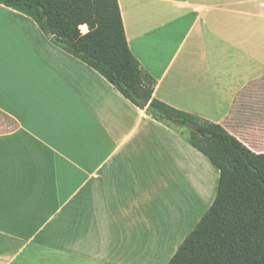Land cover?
I'll use <instances>...</instances> for the list:
<instances>
[{"label":"crops","instance_id":"crops-1","mask_svg":"<svg viewBox=\"0 0 264 264\" xmlns=\"http://www.w3.org/2000/svg\"><path fill=\"white\" fill-rule=\"evenodd\" d=\"M118 1L154 98L264 154V0ZM189 136L0 4V264H137Z\"/></svg>","mask_w":264,"mask_h":264},{"label":"trees","instance_id":"trees-1","mask_svg":"<svg viewBox=\"0 0 264 264\" xmlns=\"http://www.w3.org/2000/svg\"><path fill=\"white\" fill-rule=\"evenodd\" d=\"M0 4L32 18L55 43L155 119L189 128V143L219 171L213 205L169 264H264V154L253 152L222 125L154 98L157 82L131 52L118 0Z\"/></svg>","mask_w":264,"mask_h":264},{"label":"rangeland","instance_id":"rangeland-1","mask_svg":"<svg viewBox=\"0 0 264 264\" xmlns=\"http://www.w3.org/2000/svg\"><path fill=\"white\" fill-rule=\"evenodd\" d=\"M88 32V27H84L83 34ZM181 128L187 133L190 131L187 127ZM197 155L202 162H195L192 166L196 170L186 173L184 192L181 189L180 195L171 192L155 204L151 229L146 233L139 231L137 264H169L213 205L220 174L204 155ZM199 181L207 184L206 190L200 191Z\"/></svg>","mask_w":264,"mask_h":264}]
</instances>
